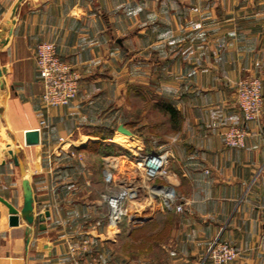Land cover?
Returning a JSON list of instances; mask_svg holds the SVG:
<instances>
[{
    "label": "crops",
    "instance_id": "obj_1",
    "mask_svg": "<svg viewBox=\"0 0 264 264\" xmlns=\"http://www.w3.org/2000/svg\"><path fill=\"white\" fill-rule=\"evenodd\" d=\"M42 41L80 73L68 105L41 101ZM244 76L264 98V0H0V264H72L82 237L94 264H214V239L237 251L225 264H264V102L243 121ZM137 94L154 137L146 116L138 132L128 121ZM231 124L244 146L224 144ZM152 151L165 175L143 173ZM105 172L131 191L116 223Z\"/></svg>",
    "mask_w": 264,
    "mask_h": 264
},
{
    "label": "built area",
    "instance_id": "obj_2",
    "mask_svg": "<svg viewBox=\"0 0 264 264\" xmlns=\"http://www.w3.org/2000/svg\"><path fill=\"white\" fill-rule=\"evenodd\" d=\"M35 62L42 84L41 101L46 106L68 105L78 92L80 73L67 60L62 59L54 43L42 41L35 48ZM262 81L256 76H244L235 83V103L241 112L244 122L257 117L263 108ZM247 129L244 125L231 124L223 131V141L229 147H242L245 144ZM141 169L145 176L155 177L167 173L168 153L147 152L141 155ZM106 187L101 193L106 202L110 223L119 222L124 214V202L130 197L128 187L112 185V176L105 172ZM173 194H169L172 199ZM166 202L168 200L166 199ZM181 204H176L177 211L182 210ZM90 248L88 237H82L78 242L69 244V256L72 264H94L87 258ZM237 255L235 247L227 241L214 239L206 251V257L214 264H225L233 261Z\"/></svg>",
    "mask_w": 264,
    "mask_h": 264
},
{
    "label": "rangeland",
    "instance_id": "obj_3",
    "mask_svg": "<svg viewBox=\"0 0 264 264\" xmlns=\"http://www.w3.org/2000/svg\"><path fill=\"white\" fill-rule=\"evenodd\" d=\"M130 107H131V111H130V118H128V121H130V123H133L131 125V127L134 129V131L138 132L140 129V122L142 119L147 118V122H149L151 125H148L150 127V129L148 128V130L146 132H148L146 134V137H154V129H153V125H154V107H153V103L146 102V103H142V101H140V98L137 95H134L131 98L130 101ZM153 123V124H152ZM138 135V133H136ZM151 139V138H150Z\"/></svg>",
    "mask_w": 264,
    "mask_h": 264
},
{
    "label": "water",
    "instance_id": "obj_4",
    "mask_svg": "<svg viewBox=\"0 0 264 264\" xmlns=\"http://www.w3.org/2000/svg\"><path fill=\"white\" fill-rule=\"evenodd\" d=\"M119 130L128 133L129 131L123 127H119ZM25 140L27 143H35L38 142V132L36 130H30L25 133ZM26 209L31 207L29 198H27V202L25 204ZM18 217L15 213H11L9 215V223L11 225L17 224Z\"/></svg>",
    "mask_w": 264,
    "mask_h": 264
},
{
    "label": "trees",
    "instance_id": "obj_5",
    "mask_svg": "<svg viewBox=\"0 0 264 264\" xmlns=\"http://www.w3.org/2000/svg\"><path fill=\"white\" fill-rule=\"evenodd\" d=\"M164 110L168 111L170 114L173 112L172 107L169 104H163Z\"/></svg>",
    "mask_w": 264,
    "mask_h": 264
}]
</instances>
